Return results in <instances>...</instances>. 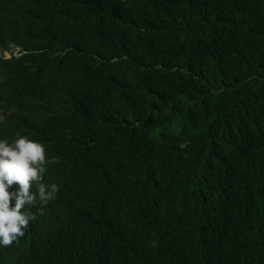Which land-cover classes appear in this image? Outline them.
<instances>
[{"label": "trees", "instance_id": "obj_1", "mask_svg": "<svg viewBox=\"0 0 264 264\" xmlns=\"http://www.w3.org/2000/svg\"><path fill=\"white\" fill-rule=\"evenodd\" d=\"M72 1L88 27L66 54L56 29L38 85L72 212L0 264H106L89 247L112 235L108 264H264V0Z\"/></svg>", "mask_w": 264, "mask_h": 264}, {"label": "clouds", "instance_id": "obj_2", "mask_svg": "<svg viewBox=\"0 0 264 264\" xmlns=\"http://www.w3.org/2000/svg\"><path fill=\"white\" fill-rule=\"evenodd\" d=\"M88 24V10L72 0H0V122L15 115H27L31 122L29 127H0L10 133L0 138V246H13L25 237L37 244L51 234L44 221L48 208L66 219L72 212L70 200L60 197L57 185L49 179L53 169L47 163L57 137L53 118L43 114L38 85L48 79L40 63L54 49L56 29L71 35V45L62 52L66 54L76 52L72 44ZM105 74L110 85L109 71ZM86 78L83 68L74 84L76 102L84 99L81 86ZM5 91L10 95L3 96ZM77 117L75 110L73 118ZM36 219L39 231H34ZM121 250L125 261V242L116 235L89 247L91 258L106 264L108 255Z\"/></svg>", "mask_w": 264, "mask_h": 264}, {"label": "bare ground", "instance_id": "obj_3", "mask_svg": "<svg viewBox=\"0 0 264 264\" xmlns=\"http://www.w3.org/2000/svg\"><path fill=\"white\" fill-rule=\"evenodd\" d=\"M6 94L10 95L8 92H4L2 95L3 96H6ZM17 116V115H15ZM12 117L9 121L5 122V121H2L0 122V127H21L25 124V126L29 127L31 122L28 118L27 115L25 116H19L18 117ZM13 120H17L16 122H20V124H17L16 122H14ZM146 204V202H145Z\"/></svg>", "mask_w": 264, "mask_h": 264}]
</instances>
